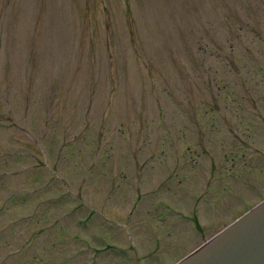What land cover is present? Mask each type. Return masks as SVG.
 Returning a JSON list of instances; mask_svg holds the SVG:
<instances>
[{
    "label": "rangeland",
    "instance_id": "1",
    "mask_svg": "<svg viewBox=\"0 0 264 264\" xmlns=\"http://www.w3.org/2000/svg\"><path fill=\"white\" fill-rule=\"evenodd\" d=\"M264 196V0H0V264H171Z\"/></svg>",
    "mask_w": 264,
    "mask_h": 264
},
{
    "label": "water",
    "instance_id": "2",
    "mask_svg": "<svg viewBox=\"0 0 264 264\" xmlns=\"http://www.w3.org/2000/svg\"><path fill=\"white\" fill-rule=\"evenodd\" d=\"M173 264H264V200Z\"/></svg>",
    "mask_w": 264,
    "mask_h": 264
}]
</instances>
